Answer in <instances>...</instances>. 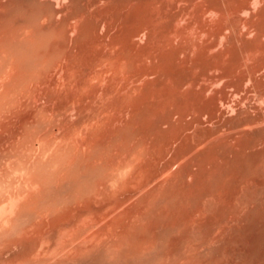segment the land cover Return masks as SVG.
<instances>
[{
    "label": "bare ground",
    "instance_id": "bare-ground-1",
    "mask_svg": "<svg viewBox=\"0 0 264 264\" xmlns=\"http://www.w3.org/2000/svg\"><path fill=\"white\" fill-rule=\"evenodd\" d=\"M246 15L247 18L250 17V21L245 17L249 22L244 18ZM209 19L213 20L214 24L212 20L211 22L209 21L213 25L207 23ZM182 21L188 22L183 29L180 26V22L182 23ZM178 26H180L181 29ZM194 27H197V32L207 37V41L205 42L204 40L205 44L201 45L200 43L203 41H197L196 37L195 42H199L200 46L199 44L197 48L195 46L197 50L192 54V50L195 48L191 47V45L194 44H191L190 38L191 40L194 38L190 37V32L195 29ZM202 35L200 37H202ZM202 39L200 38V40ZM145 59H149L154 66H147L146 64L148 63H146L147 61ZM143 60H145L144 63H146L145 65L147 68L138 66L141 68L139 69L137 65H140V63L142 64ZM99 67H104L103 69L106 71L109 67V70L111 69L109 74L113 71L118 73L120 70L119 68H121V71L122 68H125L127 71L131 72L137 84L131 79V75L128 74V76L123 74L125 77L124 80L128 77L127 80L134 81V84H132L131 81L132 85L129 84L130 82L128 81L129 83L127 85L126 82L123 81L122 76H120L124 72L120 71L118 76L122 80H119L118 76L113 73L117 78H113L114 81L112 79L115 88L111 87L113 86L110 83L111 81L107 80L108 83L105 81V77H107L108 73L103 70L102 72H106L103 74L100 69H98ZM54 73L59 74V76L65 80H63L64 83L67 81L65 85L69 83L73 87L67 86L68 88L65 89L66 86L63 84L62 79L60 80L62 83L56 79V82L54 79L51 80V78L57 76L56 74L54 75ZM109 74L108 77L110 76ZM101 76H103L102 79ZM111 76L114 77L113 75ZM98 78L104 80L107 86L111 85L109 86L111 88L107 87V91H105V87L104 91L106 92V96L104 95V97L100 96L99 92L103 91L101 90V84H105V82L99 80L103 82H100L101 84L99 87L97 85V82H99L97 81ZM93 79H95L96 82ZM92 80L94 82H92ZM115 80L123 81V84H126L128 88H131L129 85L133 86V90H131L132 88L130 89L132 92L127 88H123L124 85L120 83L122 88L120 86L117 88L119 84L116 85ZM50 81H54L55 85L56 83H58V85L63 84L65 90L62 89V91H65L64 93L66 96L64 93H61V95L58 92V87V89H53L51 88L52 86H49L50 89H53L49 90L48 84ZM0 82L2 83H0L2 87L5 85L4 92L0 91L2 92L0 93V111L6 112L7 110V112H12V119H10L11 123L7 121V124L4 120L5 124L2 120V123H0L1 125L4 124L2 127L0 126V128H2L0 131L2 133H0L1 137L5 134L2 139L5 137L7 138L6 133L8 136H12L11 139H8L9 141L5 142L8 144L7 146L3 144L4 142L0 144V159L2 160L0 164L4 161L8 166L10 159H12L11 162L14 164V168L17 169L18 172L21 170L23 176V180H20V183L18 182L21 178L20 176L16 181L19 183H17L18 186L15 184L17 187L14 185L16 189L11 192L8 191L9 195L7 196L9 197L6 198L8 199L7 201L3 196V199L8 202V205L5 204L7 205L5 207V205L2 204L3 206L1 205L0 207V211L3 210V213L0 212V264H7L5 261L10 259V256L8 259H4L5 256H3L4 254L2 253V246L5 244L4 241L9 238L12 240V243L10 242L12 244L11 247L14 246L15 249L16 247H25L23 250L24 253L21 252L24 254L23 256L18 252L23 258L20 259L18 257L20 260H18L19 262L17 261L18 264H153L156 260L163 259L167 249L168 253L173 251H171V248L176 246V243L178 244L180 242L179 240L182 238L180 237L182 234L187 235L185 239H187L188 236V240L190 237L193 238V241L190 240L191 242H188L192 243L190 244V246H193L191 250L197 249L198 240L195 245L193 244L196 240L193 232L196 231L192 229L193 232H191V229L188 228L190 224H192L193 228V223L187 221V219L192 221L191 217L188 218L190 215L188 216L187 214L191 213V216L193 215L192 218H194V214H196L195 211H197L195 209L199 208V204L201 205V203L204 202L206 205V202H208V204L210 203L213 205L215 203L214 201L217 199L220 200V202L223 201L221 202L223 203V209L219 207L218 212H220V214L216 212L219 214L218 219L215 220L217 218L215 214L216 218L213 217L215 221L213 223L211 219V225L215 224V227L218 226L221 229L218 230L219 232L223 230L226 235H222L224 237L226 236V239L224 237L222 238L221 235V238L216 237V239H218L215 243L213 236L216 234L211 236L212 233L210 228L213 227L211 226L209 228L210 222L208 221L210 220L207 222L205 220L204 222L206 224L201 222V225H203V227L205 225L210 229L208 230L210 233H203H206L205 238L210 240L208 242L214 243L213 245L217 244L218 240L225 239V241L218 242L219 245L224 242V244H221L223 245V251L221 249V253L217 245H215L216 248H213L211 244L207 254L210 253L212 260H206L208 257H205L202 250L204 248L207 249L205 242L207 239L197 238L199 241L201 240L199 245H202V247L199 246V256L197 253L199 249L197 251L194 250L196 253L193 251V254H197L198 257H201L202 251L204 258H206L204 262L202 261L204 264H208L207 261H220V258L222 256L224 257L225 254H227V258L224 259H228L227 261L229 262H227V264H264V231H262L263 233L258 231L259 234L253 231L255 236H252L253 234H248L252 237H246L245 232H247V229L245 231L244 229L246 226V228L250 229L248 225L251 223L244 227V224L247 223H242L241 219L243 218L244 221H242L245 222V219L249 217L244 219L245 216H241V218L237 216V214L240 215L242 213V211L239 212L240 214L238 213L239 208H242L238 205L239 203L247 207L254 206L255 208L264 206V0H0ZM90 83L91 85L96 83L95 87L97 88H93V86L92 90ZM50 85H52V82ZM135 85L138 86L136 87ZM88 86H90V88H88L90 91L86 90ZM63 87L62 85L60 86V88ZM69 87L71 89H76L78 92L73 91L70 93L71 89H69ZM37 89H40L42 93L44 91L43 98L45 95H49L48 98L45 97L46 99L44 100H47V102L49 100L51 103L50 106L47 104H44L47 107L43 104L42 106H36L42 103L40 100V102L38 101L37 97L41 94L39 93L40 91H38L39 95L37 94ZM47 90H49V93ZM83 90H85L86 93H84L85 91L82 92ZM35 91L39 103L34 101L33 98L32 102L36 107H32V104H29V100L26 102L22 99L24 98L25 100L30 94L33 95ZM66 91L69 94H67ZM124 91L127 92L124 93ZM96 92L99 93L98 95L101 97V101H106V105H108V99L113 101L110 102L109 105V109L112 108L113 111H111L112 115L120 114L118 112L113 114L118 110L125 116L130 112V116L133 117H131V120L128 115V121L127 118L124 119L125 116H121L120 114V117H123V120L120 119L121 122H125V124L123 123L125 126L126 124L131 125L127 127L128 129L125 132L121 133L119 143L126 146L127 144L131 145H128L129 148L121 146L119 150L123 153V157H120L122 156L120 152V156L116 154L112 156L117 150V147L119 148L118 142L114 137L118 133L120 134L122 129L124 130L126 128L124 125V127H122V124H119L120 120L116 118L119 122L118 125L122 128L117 127L118 125H114V130L116 128L118 129V133L115 131V135V133L112 132L114 130L108 125H113L114 123L112 122L116 121L114 119L117 116L110 121L109 119L113 117L106 116L108 113L105 111V114L101 112L102 107H104L102 110H107L106 108L108 107H105V103L102 104L104 101H102V103L97 101L102 104L100 110L96 109L102 116L99 115L100 120L102 118V122L103 120L104 122L106 121V124L104 122H101V124L109 128L110 136L113 134L115 135L112 138H114L117 144L115 142L113 143L118 145L115 147L113 144L115 151L113 152L112 149L111 157L118 156L123 160L125 158L124 155L126 154L125 156H127L124 162L120 159L118 160V157L115 159L113 158L115 162L120 164L115 169L119 171L126 170L125 173H127L128 169H131V171L133 170V173L134 171L135 173L137 172L138 175H141L137 177L141 178L143 176V178H141L143 185L145 184L144 182L147 181L146 183L148 184V182L151 181L154 193L149 190L151 189L150 186L148 190L153 193L152 196L157 195L155 198L149 199L151 194H149L150 192L148 191L149 197H147L149 200L147 201L146 196H143L145 195L144 192H142V195L138 190L139 194H141L143 198L145 197L147 204L145 201L144 204H146V208L148 207L146 209L144 205H141L143 206L141 208L139 202L142 200L141 204H143L144 199H142V196L133 188L140 186L138 189H141L143 185L140 183H138L139 185L137 184V182H141V179L136 178L135 173L133 176H130L131 172L128 173V177H133V179H131L132 181L128 180V178L126 179V177L125 179L126 181L128 180V184L133 182L136 184V187L134 186L135 184L130 185L131 189H133L130 194H133V196L126 193L129 191L128 189H130V187H128V184L125 185V181H123L122 184L124 187L127 186L128 188H124L122 185L121 187H123V189L121 191V187H118V183H115V187L117 186L115 189L120 190L118 193H122V195L124 193L123 190L125 191L126 189L124 193L126 201L129 200L128 196L135 197L133 191L137 192L140 197L137 196L138 199L134 198L137 200L134 205L136 206L139 203L137 208L139 209L140 207L142 210L145 209L143 211L149 213L151 212L149 207L153 205L152 203L156 201L155 199H157L155 203L157 206H155L156 209L161 207L160 203H163L161 200L164 199L161 195H164V206L162 205V209L160 208L158 211H166V213H164L166 217H164L162 212L161 215L165 218L164 221L166 220L165 224L168 223L167 225H165L164 222L162 223L163 217L160 214L158 215V211L154 210L152 207V215L153 213L157 214L154 215L155 217L157 216V220L154 218L156 221L153 220L152 215L150 217L146 216L145 213L141 214L143 212L140 209V214L134 211V209L137 211L138 209L131 204L130 206H134V208L129 206V209H132V212L128 210L131 212V215H129V212H126L128 216H132L133 213V217H129L131 221H127L128 219L126 217L128 216H126V214H124L125 217L124 215L122 216V212L124 213L125 211L124 209H120L122 211L120 213L121 216L127 220H121L122 217L120 216L121 219L118 217L119 220L117 221V215L119 216L120 214L118 213L115 215L112 211L114 209L116 210L118 207L115 208L119 203L117 204L116 201L113 203V200L117 199L116 196H118V193L117 191H115V193L112 191L114 195H116V198H114L113 193L110 191L112 186L110 185L111 188L107 186L108 189L110 188L109 192L104 184L107 182L98 179L102 182V187H105L101 189L102 192L105 189L107 192L111 193V195L108 194V196H106L105 190V195H101V183H99L100 185H97L99 186L97 187V191L100 193L96 191L97 194L94 198L99 196V200L101 198L102 201V197H109V203L115 204L113 210H110L112 216L109 219L114 218L113 220L115 221L110 220V227L108 226L109 223L107 224L109 227L108 229L106 228L107 226H103L107 231L102 229L104 232H100L101 230H97L99 226L97 225V227L95 225L96 223L98 224V220L101 219V216L96 220L95 216L97 215L95 214L94 216V214H92L95 209H92L93 212L91 214L95 218L92 216L93 219L90 221H94L95 219V225H93L94 223L92 225L97 228H91V222L89 221L88 223L90 225L88 227L87 225L85 227L83 223L80 224V227L79 224L77 226L76 223L79 222L78 219L82 220L85 216L87 217L86 219H90L91 217L89 214V212H91V207H89L88 210H83L85 205L87 208L89 205L96 207L97 204L98 206V203L93 205L94 202L92 200L94 199H88L85 195L88 196L87 194L93 190L92 188L96 177L103 171L101 168H104L105 165L103 167H101L102 164H99V167L96 165H98L100 161H104L107 151L105 152L106 145L102 144V140L98 138L101 136L100 133H102V130L99 129L101 131H99L100 133L96 131L100 134H95L97 138L91 133L95 130L88 132L89 136L88 134L86 135V129L88 127V123L86 124L85 122L86 119H82L83 123L87 125L86 129L84 126L82 132L85 131L86 133H82L81 130H79L80 133L78 131V134L81 135L82 133L80 137L85 136L83 137V143L86 139H89V143L91 144L92 142V148L87 140L85 143H87L88 146L86 144V147H83L80 144L84 152L85 148L86 150L88 149V151L91 150L89 153L86 151L83 155L75 153L74 151L77 148L74 150L72 147L73 144L71 145L70 143V137L75 141L77 136H79L76 134L77 126L76 128L73 126L75 129L73 130L72 128V131H70L66 129L69 127H67L68 124L65 125L66 128H62L61 125L68 122L69 116L67 113L70 110H74L75 112L76 110L83 111V109H85L86 115H88V113L91 115L89 118L90 120L96 117L95 115L98 114L97 112L91 113L87 111L88 107L93 108V106L90 107L89 105H85L86 103H82L84 100L88 101L92 99L95 94V96H97ZM102 93L104 94V92ZM77 95L79 97H76ZM60 96L64 99H59ZM33 97H35V95H33ZM40 97H42V95ZM43 98H41V100ZM115 98L117 100H115ZM34 102L37 104H34ZM96 105L99 104L96 103ZM96 108H98V106ZM108 111L111 115L110 110ZM64 112H66L65 114H67L68 120L66 119V121V117H62L66 123L62 119V121H60L61 124L56 122L60 127L58 125V134L55 132L53 133L52 129H54L56 125H49L53 115L50 120H48V115L53 113L60 117V114L61 116L65 115ZM94 113L95 115L92 116ZM2 115L0 117H2ZM70 115H72V113H70ZM84 115L85 114H83V116ZM103 115L107 117L105 119L109 121L103 119ZM175 116L177 121L180 120V122L183 121V123L180 124L176 122L174 120ZM59 117L57 116L58 119ZM87 117H89V115ZM97 118H93L91 121L89 120V126L92 124L94 125L95 119L97 122L96 125L100 124L98 123L99 118ZM79 120L81 121L80 118ZM130 120L132 122H130ZM92 121L94 123H92ZM62 122L64 123L62 124ZM108 122H110V124ZM81 123H79L80 126L84 125ZM175 123L180 125H175ZM9 124L12 125L10 126L12 131L10 128L8 129ZM75 124L77 125L78 123L76 122ZM49 126L52 128L50 129ZM70 127H72V125ZM78 128L81 129V127ZM90 128L91 127H89V129ZM62 129L67 131H63L64 133H62ZM192 129L193 132L190 131ZM73 132H75L76 135ZM90 134L93 136H91V139ZM80 137L78 138L82 140ZM112 138H110L111 142L113 141ZM0 141H2L1 138ZM76 142L79 149L80 142L78 140L73 143L76 144ZM111 142H109L107 146ZM79 150H77V152ZM167 154H171L170 159L168 156L169 160H165L166 163L165 161L162 162L165 158L167 159ZM4 158H9V162L7 161L6 163L7 159L5 160ZM106 160L105 162L108 165L106 168L109 170L110 162L107 160L108 163ZM118 161L121 163L123 162V164L121 165ZM159 161H161L162 164L165 163L164 167L163 165L162 167L165 169L164 172H167L169 175L167 173L165 175L160 173L164 172L163 169H161L162 167L158 168V164H160ZM153 162L157 163L156 165L158 167H156V170L153 167ZM12 163L10 164L13 166ZM117 163L111 162L110 166H112V170L114 168L113 166L117 165ZM11 165L8 167H11ZM0 167L4 169V166ZM157 169H160V172H158ZM14 170L12 174H14ZM3 172L4 170H2L0 176ZM109 172H107L106 175ZM113 173L114 172H112V174ZM116 173L117 172H115V174ZM19 174L21 173L19 172ZM162 175H167L168 177L163 176L162 178ZM12 176L9 178L10 180ZM1 177L3 179L5 178L4 176ZM15 177L17 178V176ZM108 177L107 179H109ZM114 178L111 180H114ZM119 178H117V182H121L120 180L122 179ZM135 178L138 180L137 182ZM1 180L2 179H0V181ZM99 181H97V183ZM1 182L0 197L5 195V187H9L5 185V187H3ZM2 183L5 184V182ZM10 184L12 185V183ZM145 185L144 187L148 186ZM10 188L12 187L10 186ZM112 189L115 190L114 188ZM144 190L145 188H143V191ZM156 190H159V192L155 193ZM6 192L7 191H5V193ZM91 194L94 195V192ZM158 194L159 199L162 198L159 200L160 203L157 198ZM87 199L90 202L92 201L93 204L91 205ZM106 199L108 200V198ZM122 199L120 201L118 200V202L123 201ZM84 200H86L89 205L85 203ZM105 200H103V202H105ZM131 200L130 198V201ZM133 200L130 203H132ZM218 200L216 201V204L218 203L217 205H219ZM82 201L84 202V204L82 203L84 206L81 204ZM103 202H99L100 204L96 209H101L104 204ZM226 202L228 204H226ZM109 203L108 205H110ZM120 204L123 203L121 202ZM191 204H195L197 207L194 209ZM79 205L82 207V211L80 210L79 213H77ZM184 205H187V207ZM104 206L107 207V205H103V210L105 208ZM127 206L128 205L125 204V208ZM167 206L173 208V210L169 207L167 208ZM188 206L192 208V210L194 209L193 213L190 212L191 209L188 208ZM237 206L239 207L238 209ZM119 207H121V205ZM164 207L167 210L164 209ZM185 207L188 213L184 210ZM261 207H259V211L256 209V214L264 209V207ZM108 208L112 209V206ZM209 208H211L210 210L212 213L214 207ZM105 209V212H109V209ZM127 209L128 208H126V210ZM74 210H77L75 213L82 216V218H74L77 222L73 220L75 221L73 223L70 219L74 215H71L72 217H69L70 219L65 220L67 215L73 213L72 211ZM98 210L99 209H97V211ZM174 210L176 212L182 211V214L185 212L187 213L183 215L186 219L184 223L188 222V225L186 223L185 227L189 229L192 234L184 228V224H182V219L184 218H182L181 212L182 222L179 221L180 217H177L178 221L176 220L177 218L174 220L173 217L177 216H174ZM201 210L202 209L199 211ZM100 211L102 213V210ZM172 211L174 214L170 213ZM213 211L215 212V209H213ZM105 212L104 214H106V217L111 215ZM167 212H169L171 216L173 214V217H170L169 214L168 218ZM101 213L99 212L100 215L103 214ZM204 213L206 216V211ZM87 214H89L90 217ZM256 214L253 213L251 217H256ZM103 215L102 218L105 217ZM200 215H202V213ZM158 216L162 218L159 220ZM147 217L149 221L150 218H152L151 221L153 220L154 222L151 223L150 221V223H148ZM171 218L173 220L172 223ZM198 218L199 217H197L196 220ZM252 218H250L248 222L251 221ZM105 219L106 218H103V220ZM132 219L137 222H133ZM167 219L170 221L167 222ZM236 219L240 220L237 221ZM85 220H82V222ZM194 220L195 219H193V221ZM108 221V219L107 221H101V224ZM238 222H241L244 227H242L243 229L240 227L237 228V226L240 225ZM84 223L88 224L86 221ZM74 224L78 227V231L74 228L75 226L73 227ZM235 224L237 225L235 226ZM181 225H183V228ZM256 225L254 224V226L259 227L257 223ZM263 225L259 228L262 229ZM179 227L182 228V234L179 236L180 238L178 237L179 240L177 238L172 239L171 243L168 241L170 244L165 245L164 243H167L166 238H174L175 232L181 233V231L178 230L180 229ZM203 227L200 226V228ZM73 228L76 229L74 232H77L73 233ZM80 228H85L86 231L84 229L82 232L81 230L83 229ZM87 228L89 229L87 230ZM99 228L101 229L102 226ZM175 228L177 231L173 230L175 232H172V229ZM197 228L200 229L198 225ZM197 228L196 230L202 233V230L199 231ZM90 229H95L97 232H94L98 233L99 231V233L95 235L94 232L92 233L93 230L90 231ZM158 229L160 234L158 233L159 231H157ZM206 229L203 230L207 231ZM216 229L218 228L216 227ZM213 230L215 231V228H213ZM89 231L91 233L87 235L86 233ZM155 231L156 235L157 233L159 235L152 237ZM65 234H70L71 239L64 238ZM171 234H173V236ZM188 234H191V236ZM196 235L197 234H195V236ZM199 235L197 236L201 237ZM66 236L69 237V235ZM10 240H6V244H10L8 243ZM173 240L175 241L173 242ZM177 240L179 242H177ZM202 240L206 246H204V248V244H201ZM186 242L187 241H183V243H180L181 245L179 247L181 248L184 246ZM208 242L207 244H210ZM172 243L173 245L170 247ZM5 245L3 248L6 250ZM190 246L188 244V246L185 245L184 248L188 247L189 250L187 251L191 252ZM195 246L196 248H194ZM164 247L165 249L167 247V249L165 250ZM178 248L175 247L174 249L179 251L180 248ZM15 249L13 251L17 254ZM181 250L183 251V248H181ZM181 250L179 251L180 254L182 253ZM10 251L3 252L9 254ZM16 251L18 250L16 249ZM19 251L21 250L19 249ZM176 252L177 251H175V254ZM179 252H177L178 255L173 253V256H176L175 258L172 256L169 259V256L166 255V259L168 257L167 260L175 264L178 262L177 260H180ZM183 252H186V250ZM172 253L170 254L172 255ZM186 253H182L183 255H181L185 259H188V264L198 261L199 258L196 256V260L192 252L191 254L189 253L192 258L190 256L188 258L185 255ZM184 258L182 259L183 261L185 260ZM202 258L203 257L200 259ZM14 259L11 261L13 264L17 263L13 262L15 261ZM166 259H163V262ZM182 260L176 264H180ZM183 261L182 264H185V261L184 263ZM199 261L200 264H203L201 260ZM158 262L160 261L158 260L156 263ZM220 263H224L223 258L222 261L218 262V264ZM8 264L11 263L9 262Z\"/></svg>",
    "mask_w": 264,
    "mask_h": 264
},
{
    "label": "rangeland",
    "instance_id": "rangeland-1",
    "mask_svg": "<svg viewBox=\"0 0 264 264\" xmlns=\"http://www.w3.org/2000/svg\"><path fill=\"white\" fill-rule=\"evenodd\" d=\"M245 17L247 18V15L244 16V18H245ZM246 18H245V20H247V19L249 20L250 17L247 18V19H246ZM211 20H212V19H209L208 22H207L209 25H213V24H214L213 20H212L213 24L210 23ZM248 20H247V21H248ZM209 21H210V22H209ZM249 21H250V20H249ZM249 21H248V22H249ZM182 24H183V26H182ZM187 24H188L187 21H182V23L180 22V26L182 27V29L185 28ZM180 26H178V27L180 28ZM210 27H211V26H210ZM194 28H195V27H194ZM196 28H197V27H196ZM196 28L193 29L194 32H193V30H191V32H190V37L194 38V39H192V40H191V38H190V42H191V44H194V45H191L190 42H189V44H190L191 47H193V48H195V46H196V48H197L199 42H202V41H203L202 43H200L201 45H203V44H205V42L207 41V40H206L207 37L204 36V35H202V34H200L199 32H197V29H196ZM212 28H213V26H212ZM180 29H181V28H180ZM244 29H245V28H244ZM192 32H193V34H192ZM196 32H197V33H196ZM194 33H195V34H194ZM197 34H198L199 36H198ZM194 35H195V37H194ZM196 35H197V36H196ZM201 35H202V37H200ZM196 37H197V38H196ZM199 37H200L201 39H202V38H205V39L200 40ZM195 38L197 39V41L199 40V42H197V41L195 42V40H196ZM204 40H205V42H204ZM200 44H199V46H200ZM186 45H187V44H186ZM193 48H192V49H193ZM196 48L192 50V51H193L192 54L194 53V51L197 50ZM145 60L147 61L146 63H148V64L144 63ZM145 60H143V62H142L143 65L140 63V65H137V67L140 66L141 68H142V67L147 68L148 65H150L151 67L154 66V64H153L151 61H149V59H145ZM150 62H151V63H150ZM149 63H150V64H149ZM145 64H146L147 66H146ZM140 67H138V68L141 69ZM151 67H149V68H151ZM103 68H104V67H102V68L99 67L98 69H100V71L102 72L103 70H105V69H103ZM105 68H106V67H105ZM138 68H137V69H138ZM101 69H102V70H101ZM119 69H120V70H119V72H120V71H121V68H119ZM108 70H109V67H108ZM108 70H107V71L105 70V71L109 74V72L111 71V69H110L109 71H108ZM117 70H118V69H117ZM100 71H99V72H100ZM105 71H104V72H105ZM99 72H98V73H99ZM104 72H102V73L104 74ZM106 72H105V73H106ZM119 72H118V73H119ZM121 72H124V73H122L121 75L119 74L120 76H122L123 81H125L127 85H128L129 82H130L129 84H131V81H132V80H127L128 77H126V80H124L125 77H124V75H123V74H125V75H128V74L131 75V72L127 71L125 68H122V71H121ZM113 73H115V74L118 76V73H117L116 71H115V72L113 71L112 73H110V74H109V75H110L109 77H108V74H107V77H105V75H104V77L106 78L105 81H107V80L109 81V80H110V81H111V82H110L111 85L114 84V82H113L114 79H113V78L116 77V75L113 74ZM55 74H56L57 76L54 77V78H51V80H52V79H54V80L56 79V80H59V82H61L60 80L62 79V77H60L59 74H57V73H54V75H55ZM103 74H102V75H103ZM100 75H101V74H100ZM111 75H113L114 77H112ZM129 75H128V76H129ZM58 76H59V77H58ZM57 77H58V78H57ZM102 78H103V76H101V79H102ZM110 78H111V79H110ZM116 78H117V77H116ZM95 79H96V78H95ZM95 79H93V80H95ZM101 79L98 78L97 81H99V80H101ZM112 79H113V81H112ZM118 79H119V80H122L119 76H118ZM129 79H130V78H129ZM131 79L134 80V78L132 77V75H131ZM56 80H55V82H56ZM63 80H64V79H62V81H63ZM93 80H92V82H94ZM119 80H118V81H119ZM64 81H65V80H64ZM64 81H63V84L65 85V83H66L67 81H66L65 83H64ZM101 81L105 82L104 80H101ZM101 81L97 82V85H98L99 87H100V84L103 83V82H101ZM108 81H107V83H108ZM115 81H116V80H115ZM118 81L115 82L116 85L119 84V83L122 84V85H124V84H123V83H124L123 81H119V82H118ZM128 81H129V82H128ZM134 81H135V80H134ZM134 81H132V84H134V83H133ZM51 82H52V85H50ZM55 82H54V81H50V83L48 84V89H49V90H53V89H58V88H59V89H58V92H59L60 94H61V93L63 94V93L65 92V91H62V89L65 90L66 88H68L67 86H72L71 84L67 83L68 85L66 84V85H65L66 87L64 86V87H65V89H64L63 84L58 85V83H56V85H58V86H56V85L54 84ZM57 82H58V81H57ZM95 82H96V80H95ZM100 82H101V83H100ZM112 82H113V83H112ZM0 83H1V82H0ZM61 83H62V82H61ZM107 83L105 82V84H101V86H102V87H101V90H103L102 92H104V94H103L101 91H100V92L98 91V92L100 93V94H99L98 92H96L98 97L95 96V95H96V94H95V95L92 97V99H90V100H88V101H87V100H86V101L84 100V101L82 102V103H86L85 105H87V106H88V105H89L90 107L93 106V108H94L95 110H94L93 108H89V107H88V108H87V111H88V112L90 111L91 113H93V112H97V113H98V114H97L98 116L95 115V113H94L92 116H94V115L96 116V117H93V118H97V117H98V118H99V119L97 118L98 121H99L98 123H100V124H101V122H102V118H101V120H100V116H101V115H100V112L97 111L96 109H99V110H100L101 105L104 104V103L106 102V101L102 100V101H104V102L102 103V101H101V97H100V96H103V97H104V95H105V93H106L105 91H107V87H108V88H111V87H114V86H115V85H113V86L109 85V86H111V87H109V86L106 85ZM1 84H2V83H1ZM1 84H0V85H1ZM53 84H54V86H53ZM93 84H94V85H93ZM93 84L91 85V83H90L91 89H92L93 86H94L93 88H97V87H95L96 83H93ZM120 84L117 86V88L120 86ZM126 84H125V85H126ZM132 84H131V85H132ZM135 84H137L136 81H135ZM61 85H62L63 88H60ZM104 85H105V86H104ZM122 85L120 86L121 88H122ZM125 85H124L123 88H127V89H129V90L133 87V86L129 85V87H131V88H128V86L126 85V87H125ZM138 85H139V84H138ZM138 85H137V86H138ZM49 86H52L51 88H53V89H50ZM90 86H88V87L86 88V90H88V88H90ZM135 86H136V85H135ZM137 86H136V87H137ZM1 87H2V85L0 86V91L4 92L5 85H3V87H2L3 89H2ZM57 87H58V88H57ZM72 87H73V86H72ZM105 87H106V90H105ZM102 88H104V89H102ZM114 88H115V87H114ZM133 88H134V87H133ZM133 88H132L131 90H133ZM1 89H2V90H1ZM60 89H61V91H60ZM69 89H71V88L69 87ZM98 89H99V88H98ZM49 90H47L48 93H49ZM92 90H93V89H92ZM99 90H100V89H99ZM104 90H105V91H104ZM118 90H119V89H118ZM131 90H130V91H131ZM36 91H37V94H38V95H39V93L42 95V97H40L41 95L39 96L40 98L37 97V98H38V101L40 100L42 103H39L40 101H39V102L37 101L36 94H35ZM36 91L34 92V94L32 93L33 95H35V97H33V95L30 94L25 100H24V98H23L22 100H23V101H26V102H28V100H29V101H30L29 104H30V105L32 104V107L42 106V104H43V105H44V104H47L48 106H50V105H51L50 101L48 100V102H47V100H46V101L44 100V99H46L45 97L48 98L49 95H45L44 98H43L44 91H43V93H42V91H41L40 89H37ZM38 91H40V92L38 93ZM56 91H57V90H56ZM69 91H70V90H69ZM69 91H68V92H69ZM73 91H74V92H78L76 89L72 88L71 91H70V93H72ZM84 91H85V90H83L82 92H84ZM88 91H90V89H89ZM2 92H0V93H2ZM125 92H127V91H124V93H125ZM131 92H132V91H131ZM66 93H67V91H66ZM84 93H86V91H85ZM87 93H88V92H87ZM46 94H47V93H46ZM62 94H61V95H62ZM67 94H69V93H67ZM98 94H99L100 96H99ZM101 94H102V95H101ZM38 95H37V96H38ZM64 95L66 96L65 93H64ZM64 95H63V96H64ZM78 95H79V94H78ZM78 95H77L76 97H79ZM31 96H32V98H31ZM105 96H106V95H105ZM95 97H96V98H95ZM99 97H100V98H99ZM103 97H102V98H103ZM11 98H12V96H11ZM33 98H34V101H36L37 103H39L38 105H36V106L33 105V102H32V99H33ZM41 98H43V99L41 100ZM49 98H50V97H49ZM106 98H107V97H106ZM106 98H105V99H106ZM59 99H64V98H63L62 96H60ZM97 99H98V100H97ZM99 99H100V100H99ZM103 99H104V98H103ZM107 99H108V98H107ZM113 99H114V98H113ZM113 99H112V100H113ZM43 100H44V101H43ZM92 100H93V101H92ZM115 100H117V99L115 98ZM115 100H114V101H115ZM97 101H99V102L102 103V104L98 103ZM36 102H34V104H37ZM43 102H44V103H43ZM77 102H78V101H77ZM89 102H90V103H89ZM107 102H108V105H106L107 103L104 104L105 107H108V108H106L107 110H105V109L102 110V109L104 108V107H102V108H101V112H103L104 114H105V112H107L108 115L106 114V116H111V117H113V118L109 119L110 121H112V119H114L115 116H117V117H115L114 120H116V118H118L117 120H120V119L123 120V117L121 118V117H120V114H121V116H125V115H122L123 113H121V111L116 110V112L113 113V114H116L117 112L120 113V114L112 115V112H113V111H112V108L109 109V105H110V102H113V101H111V100L108 99ZM92 103H93V104H92ZM94 103H95V104H94ZM96 103L99 104L100 107H99V105H96ZM40 104H41V105H40ZM95 105H96V106H95ZM44 106H46V105H44ZM94 106H95V107H94ZM97 106H98V108H96ZM46 107H47V106H46ZM88 109H89V110H88ZM92 109H93V110H92ZM108 110H110V112L112 111V112H111V115L109 114V111H108ZM113 110H114V109H113ZM71 111H72V112H71ZM80 111H81V113H80ZM80 111L76 110V111L74 112V110H70V111L67 113L68 116H69V117H68L69 120H68V118H67V116H66L67 114H65L66 112H64L65 115H62V116H61V114H60V117H59V115L56 114V115L59 117V119H58L57 116H56L55 114H53V113H51V115H48V118H49L48 120H50V119H51V116L53 115V116H52V119L50 120L51 122H50L49 125H51V126H52V124H55V125H56V127L53 125V126L55 127L54 129H52L53 133L55 132L56 134H58V133H57V132H58L57 130H58L59 127H60V125H59V124H61L60 121L63 120L62 117H63V118L66 117L65 120H66V119L68 120L67 123H66L67 120H66V121L63 120L66 124H63L64 122H62V124H63V125H61L62 128L65 127V125L68 124L67 127H68V126H69V127H68V128L65 127V128H66L67 130L72 131V128H73V130H74V129L76 128V126H77V130H76L77 132H76V134H78V131H79V130H81V132H82V131H83L82 129H84V126H85V129H86V126H87V125H85V124L83 123V121H82L83 118H84V120L86 119L85 122H86V124L88 123V127H87V129H86V132H87V133H86L85 131L82 132V133H86V135L88 134V136H89V133H88V132H90V131H92V130H95V131H92L91 133H92L93 136H95V137L97 138L96 135L99 134V133L101 132L100 130H102V133H100L102 137L99 136V135H100V134H99V135H98V136H99L98 138H100V139L102 140V142H101L102 144L106 145V150H105V152H106V151H107V152H106V155H105L104 161H103V160H102V162L100 161L101 163L98 161V162H99V163L97 162L98 165H96V164H95V165L98 166V167H99V164H100V165L102 164L101 167H103V166L105 165V166H104L105 169L100 167L101 170H103V171H102V172L96 177V179H97V181H99L98 179H100V181H103V182L106 181V182L108 183V185H107V183H104V184L106 185V189H107L108 191H109V189L111 188L110 185H111L112 188H114V189L117 187V186L115 187V183H116V184L118 183V184H117L118 187H121V186L123 185V184H122L123 181H125V182H126L125 185H127V184H128L127 181L133 179V177H132V178H129V177H128V176H129L128 173L131 172V173H130V176H133V174L135 173V171H134V173H133V170L131 171V169H128V170H127V173H125L126 170H123V171L120 170V171H119L118 169H115V168H117V166L120 165V164H118L117 162H115L114 159H115L116 157L120 156L121 151H120L119 149L121 148V146H122V147H125V146H126V145H123V144L121 145V143H119V139H120L119 137H120L121 133L125 132V131L128 129L127 127H129L131 124H130V125L126 124V126H125V125H124L125 122H123V123H124V124H123V123L121 122V120H120V123L116 120L115 122L113 121L112 123H114V124L110 126V125H108V123L110 124V122H108L107 125H108L109 127H111V129H113V130H114V125H118V123H119L120 125L122 124L121 126H122V127L125 126V128H126V129H124V130L122 129L121 131L119 130V131H120V134L118 133V131H117L118 129L116 128V129H115L114 131H112V132L115 133V131H116V133H118L119 135H118V134L116 135V133H115L116 136H115L114 134H113V135L111 134L112 136H110V130H109V128H107L106 125H105L106 127H104L103 124H101V126H100V124H97V125H96L97 122L95 121V120H96V119H95V120H94L95 123L92 121V123H94V125H95V126H94V125L92 124V125H93V128H92L91 122H90V125H91V126H89V120H90L89 118H90L91 115L88 113L89 117H87L88 115H86V113H85V109H83V111H82V110H80ZM104 111H105V112H104ZM0 112H2V113H0V116L3 114L2 117H0V121H1V120H2V121L4 120L5 123H7V121H9V123H11L10 119H12V118H11V117H12V112H11V111H8V112H7V110H6V112H3V111H0ZM10 112H11V113H10ZM77 112H78V114H77ZM82 112H83V113H82ZM124 112H126V111H124ZM8 113H9V115H10V114H11V115L9 116ZM70 113H72V115H70ZM79 113H80V115H79ZM103 113H101V114H103ZM49 114H50V113H49ZM62 114H63V113H62ZM73 114H74V115H73ZM83 114H85V115H84L85 117L83 116ZM125 114H127V113H125ZM78 115H79L80 117H79ZM99 115H100V116H99ZM118 115H119V116H118ZM128 115L130 116L131 113L129 112ZM128 115H127V116H128ZM49 116H50V117H49ZM54 116H55L56 118H55ZM74 116H75V117H74ZM127 116H125L124 119H126ZM4 117H5V118H4ZM6 117L9 118V119H7ZM70 117H71V118H70ZM76 117H77V119H76ZM81 117H82V118H81ZM101 117H102V116H101ZM131 117H132V116H130V118H131ZM54 118H55L56 120H57V119H58V120L56 121ZM73 118H74V119H73ZM79 118L81 119L82 123H81V121L79 120ZM91 118H92V117H91ZM93 118H92V119H93ZM105 118H107V117H105V116L103 115V119H105ZM132 118H133V117H132ZM132 118H131V120H132ZM6 119H7V120H6ZM53 119H54L55 121H54ZM61 119H62V120H61ZM70 119H71V120H70ZM72 119H73V120H72ZM92 119H91V120H92ZM127 119H128V118H127ZM52 120H53V121H52ZM75 120H76V121H75ZM87 120H88V121H87ZM91 120H90V121H91ZM105 120H108V119H105ZM109 120H108V121H109ZM131 120H130V122H132ZM174 120H175L176 122H179L180 124L183 123L182 120H181L182 122H180V120L177 121V120H176V116H175V119H174ZM190 120H191V119H190ZM190 120H187V121H190ZM2 121H1L0 123H2ZM4 121H3V123H4ZM70 121H73V122H70ZM74 121H75V122H74ZM79 121H80V122H79ZM124 121L128 122L129 119H128V121H127V120H124ZM53 122H54V123H53ZM56 122L59 123V124H58L59 127H58V125L56 124ZM76 122L78 123L77 125L75 124ZM103 122H104V120H103ZM103 122H102V123H103ZM105 122H106V121H105ZM105 122H104V123H105ZM116 122H117V123H116ZM5 123H4V124H5ZM79 123L84 124V125H81V126H80ZM112 123H111V124H112ZM115 123H116V124H115ZM4 124H2V125H4ZM7 124H8V123H7ZM70 124L72 125V127H70V126H71ZM73 124H75V125H73ZM105 124H106V123H105ZM177 124H178V123H175V125H177ZM180 124H178V125H180ZM2 125L0 124L1 127H2ZM78 125H79V126H78ZM98 125H99V127H98ZM120 125H118L117 127L122 128V127H120ZM123 125H124V126H123ZM5 126H7V125H5ZM8 126H9L8 129L10 128V130H11V127H10V126H12V125L9 124ZM73 126H74L75 128H74ZM96 126H97V129H96ZM102 126H103V127H102ZM78 127H81V129H79ZM89 127H91L92 129H91V128L89 129ZM100 127H102V128H100ZM112 127H113V128H112ZM49 128L51 129L52 127L49 126ZM57 128H58V129H57ZM70 128H71V129H70ZM8 129H7V130H8ZM88 129H89V130H88ZM99 129H100V130H99ZM1 130H2V128H0V131H1ZM67 130L62 129V133H64L63 131L66 132ZM5 131H6V130H5ZM11 131H12V130H11ZM11 131H10V133H11ZM96 131H97V132L100 131V132L97 133ZM190 131L193 132V129L190 130ZM3 132H4V130H3ZM0 133H1V132H0ZM60 133H61V130H60ZM62 133H61V134H62ZM73 133L75 134V132H73ZM73 133H72V134H73ZM79 133H80V131H79ZM82 133H81V135H82ZM1 134H2V133H1ZM1 134H0V138H1L2 141H0V144H1L2 142H4L3 144H6L5 142L9 141L8 139H11V137H12L11 135L8 136L7 133H6L7 138L5 137L4 139H2V137L5 136V134H3L2 137H1ZM8 134H9V131H8ZM72 134H71V136H72ZM74 134H73V136H74ZM76 134H75V135H76ZM95 134H96V135H95ZM59 135H60V134H59ZM78 135H79V136H77V138L81 136L80 134H78ZM83 135H84V134H83ZM92 135L90 134V139L93 137ZM73 136H72V137H73ZM91 136H92V137H91ZM113 136H115L114 138H116V141L118 142V145H119V148L117 147V150H119L117 153H115L117 150L115 151L114 145H115V147L118 146V145H116L117 142L114 141V138H112ZM8 137H10V138H8ZM75 137H76V136H75ZM83 137H85V136L80 137V138H82V140L79 139V138H78V139L76 138L77 140L75 139V141H78V140H79V142H80V143L78 142L79 145L81 144L83 147H86V144H87V143H85V141H86L87 139L85 140V138H84L85 141H84V143H83ZM86 138H87V137H86ZM110 138L113 139L112 142H111V139H110ZM70 139H71V140H70V141H71V142H70L71 145L73 144V145H72L73 149L75 150V149L77 148L75 151L73 150L75 153H80V155H83L86 151H87V153H89V152L91 151L90 149H89L90 151H88V149L86 150V148H85V149H84L85 152H84L83 149H82L83 147H81V145H80V148H79L80 150H79V149H78L79 146L77 145V142H76V144H74L73 142H75V141L72 140L73 138L70 137ZM100 139H98V140H100ZM4 140H5V141H4ZM88 140H89V139H88ZM88 140H87V141H88ZM109 140H110V141H109ZM72 141H73V142H72ZM89 141H90V140H89ZM89 141H88V143H89ZM109 142H111L112 144L110 143V144L107 146V144H108ZM113 142H115L116 144L113 143ZM3 144H2V145H3ZM113 144H114V145H113ZM7 145H8V144H6V146H7ZM76 145H77V147H76ZM84 145H85V146H84ZM89 145H90V147L92 148V142H91V144L89 143ZM128 145H131V144H127V146H126L125 148H127V147L129 148ZM133 145H134V144H133ZM87 146H88V144H87ZM110 147H111V148H110ZM112 147H113V148H112ZM87 148H88V147H87ZM81 149H82V151H81ZM109 149H110V150H109ZM112 149H113V152L115 151V152L112 154V156H114L115 154L118 155V156L113 157L114 159L111 157V153H112L111 151H112ZM77 150H79V151L77 152ZM108 151H110V152H108ZM119 152H120V153H119ZM87 153H86V155H87ZM107 153H108V154H107ZM121 155H122V156H120V157H123V153H121ZM125 155H126V154H125ZM125 155H124V157L127 158V156H125ZM170 155H171V154H169V155L167 154V159L165 158L162 162H164L165 160L168 161V160L170 159ZM84 156H85V155H84ZM168 156H169V159H168ZM108 157H109V158H108ZM10 158H11V157H10ZM106 158H107V160H108L110 163L106 160ZM111 158H112V159H111ZM125 158H124V159H125ZM4 159H5V158H4ZM6 159H7V160H6ZM6 159H5V160H6V163H7V161L9 162V158H6ZM117 159L119 160L120 158L118 157ZM124 159L122 160V158H121L120 160L124 162ZM105 160H106L110 165H111V162H112V161H113L114 163H117V165H114V166H113V167H114L113 170H112V168H111L112 166L109 165L110 168H109V170H107L106 167H107L108 165H107V163L105 162ZM111 160H112V161H111ZM0 161H2V160L0 159ZM11 161H12V159H10V163H12ZM116 161H117V160H116ZM166 161H165V163H166ZM118 162H119V161H118ZM123 162H122V163L119 162V163H121V165H122ZM144 162H145V161H144ZM159 162H160V164H161V166H160V164H158L159 167L156 165L157 163L153 162V164L155 165V166L153 165V167H154L155 170H156V167L160 168V167H162V165H163V167H164V164H165V163L162 164L161 161H159ZM3 163H4V161L1 162L0 166H4V167H3L4 169H2L1 167H0V168H1L2 170H4V172H6V173L3 172L4 174L2 173L1 176H4V177L7 176V175H8V176L5 177L4 179L0 176V179H2L1 181H2V182H5V184H3L1 181H0V182H1V184H2L3 187H5V186H9V187H5V189H6V190L4 189V194H5V195H2V196L0 197V203H1V204H0V207H1L2 204H3V205H5V204L8 205V202H6V201L8 200V199H6V198L9 197V196H7V195H9V194H8V191H10V192H11V191H14V190L16 189V188H14V187L17 185V183H18V182L20 183V182L23 180V179H22V178H23V176H22V171L20 170L19 172H20L21 174H19L18 170L14 168V164H13V163H12L13 166L9 163L8 166L11 165V167H8L5 163H4V164H3ZM103 163H104V164H103ZM145 163H147V162H145ZM145 163H143V164H145ZM5 165H6L7 169H6ZM112 165H113V163H112ZM163 167H162L161 169H163ZM9 168H10V169H9ZM1 169H0V170H1ZM8 169H9V170H8ZM14 169H15L16 171H15ZM2 170L0 171V173L2 172ZM6 170H7V171H6ZM10 170H11V172H10ZM13 170H14V174H12V173H13ZM157 170H158V172H160V171H159L160 169H157ZM106 171H107V172L110 171V172L107 174L109 177L106 175V173H107ZM118 171H119V172H118ZM121 171H122V172H121ZM161 171H162V170H161ZM164 171H165V169H163V172H164ZM8 172H9V173H8ZM15 172H16V173H15ZM17 172H18V173H17ZM112 172H114V173L112 174ZM115 172H117V173L115 174ZM10 173H11V175H10ZM104 173H105V176H104ZM120 173H121V175H120ZM160 173L165 175L167 172H164V173L160 172ZM5 174H6V175H5ZM16 174H18V175H16ZM117 174H118V175H117ZM131 174H132V175H131ZM135 174H136V175H135L136 178H138V179L143 178V176H142L141 178L137 177V176H141L140 174L138 175L137 172H136ZM167 174H168V173H167ZM12 175H13L14 177H13ZM112 175H113V176H112ZM126 175H127V176H126ZM164 175H162L161 177L163 178ZM168 175H169V174H168ZM11 176H12V179L10 180L9 178H10ZM15 176H17V178H16ZM19 176H20L21 178H20ZM100 176H101V177H100ZM135 176H134V177H135ZM107 177H108L109 179H107ZM110 177H111V178H110ZM114 177H115L116 179H115ZM119 177H120V178H119ZM125 177H126V179L128 178L127 181H126ZM164 177H168V176L166 175V176H164ZM7 178H8V180H7ZM19 178H20V179H19ZM101 178H102V180H101ZM103 178H104V179H103ZM113 178H114V180H111V179H113ZM117 178L122 179V180H120L121 182H117ZM136 178H135V179H136ZM18 179H19V180H18ZM96 179H95L94 184H93V188H92L93 190H92L89 194H87L88 196L85 195V197L88 198V199H91V200L94 199V200H92V201L94 202V204H93L92 201L90 202L88 199H87V200L91 203V205H92V204L95 205V203H98V206H99L100 203L103 202V200H105L106 198H108V200L106 199L108 202H107L106 200H105V202H103L105 205H107V207H106V206H104V207L107 208V209H109L108 207H109V206H112V209H109V212H105L104 210H106V209H105V208H104V210L102 209V207H103V205H104V204H103L102 207H101V209H100V208H97V209H99V210L97 211V209H96V207H98L97 204H96V207H95V206H90V205L86 202V200H84L85 203H87L89 206L87 205L88 208L86 207V205L84 206V205H83L84 202L82 201L81 204L83 203L82 205L85 207L83 210H86V209L88 210L89 207H91V209H90L91 212H89V214L91 215V217H90L89 214H87V215L90 217V219L88 218V219H89V220H88V219H86L87 217H86L85 215H83V216H85V218L83 217L82 220H85V219H86V220H85L86 223H88V221L91 222V226H90L91 228H94V227L97 226V225H98L99 227L102 226L101 229L97 226V227H98L97 230H99V231L101 230L100 232H104L103 230L107 231V229L110 227V223H109V222H111L110 220H113V219H114V218H112V219H109V218L112 216L110 210L112 211L113 208H114V205H115V204L109 203V197H106V196H108V194L111 195V193H109L110 191H111V192L113 191L114 193H115V191H117V193H118V191H120V190H116V189L113 190V189L111 188V190H110L109 192H107V191L104 189L105 192H106L105 194H107V195L104 196V197H102V201H101V198H100V200H99V196H97V198H98V200H99V201H98L97 198H94V197H96V194H97V193H96V191H97V187H99V186H97V185H100L99 183H101V185H100V187H101L100 190H101L102 188H105V187H102V186H103L102 182L99 181V182L97 183ZM123 179H124V180H123ZM135 179H134V181H135ZM144 179H145V178H144ZM144 179H143V180H144ZM12 180H13V181H12ZM17 180H18V182H16ZM20 180H21V181H20ZM161 180H162V179H161ZM9 181H11V182H9ZM110 181H111V182H110ZM131 181H132V180H131ZM137 181H138V180L136 179V182H137ZM144 181H146V180H144ZM13 182H15V183H13ZM125 182H124V183H125ZM129 182H130V181H129ZM146 182H147V181H146ZM146 182H144V183L146 184V185H145V184H144V185H145V186L148 185L147 187H144L143 182H142V179H141V182H137V184L140 183V184L143 185V186H141V189H142V190H141V189H138L140 186L136 187V184H135L134 182H133V183L130 182L131 184H128V185H129L128 187H130V189H131V186H130V185H134V184H135L134 186H135L136 188H133V187H132V188L135 189L137 192H138V190L140 191V193L144 192L145 195H143V193H142V195H143V196H146V199H147V201H148V200L151 199V198H155V196H156L157 194L154 195V196H152L153 193H154V192H153L154 189L152 190L153 184H151V181L148 182V184H147ZM159 182H160V181H159ZM10 183H12V185H11ZM19 183H18V184H19ZM95 183H96V185H95ZM109 183H110V184H109ZM6 184H7V185H6ZM8 184H10V185H8ZM15 184H16V185H15ZM112 184L114 185V187H113ZM119 184H120V185H119ZM154 184H155V183H154ZM4 185H5V186H4ZM14 185H15V186H14ZM105 185H104V186H105ZM138 185H139V184H138ZM10 186H11L13 189L10 188ZM17 186H18V185H17ZM17 186H16V187H17ZM95 186H96V188H95ZM107 186L110 187V188L108 189ZM149 186H150V188H151V189H149V190H151L153 193H152L151 191L148 190ZM123 187H124V185H123ZM123 187L120 188L121 191H122ZM125 187L128 188L127 186H125ZM125 187H124V188H125ZM9 188L12 189V190H10ZM143 188H145V190H147V191H145V190L143 191ZM98 189H99V188H98ZM130 189H128V190L130 191ZM133 189H131L130 192L128 191V192H126V193H127V194H128V193H129V194L132 193V190H133ZM104 190H103V192H102V190H101V195H102V194L105 195V194H104ZM5 191H7V192H6L7 194L5 193ZM125 191H126V189H125ZM125 191L123 190L124 193H125ZM148 191H149L150 193H149ZM92 192H94V195H95V196L91 194ZM97 192H99V191H97ZM113 192H112V193H113ZM137 192L133 191V193H135V194H134L135 197H131V196H133V194H132V195L130 194L131 196H128V197H129V198H128L127 195L125 194V196L129 199L128 201H126V198L124 197V193H123V195H122L121 192H120L121 194H119V193L117 194V193H116L118 196L114 195V193H113L114 198L117 197L116 200H115L114 198H113L114 200L112 199V200L114 201L113 203H115V201L117 202V204L119 203L118 205L115 206V208L118 206V207L116 208V210L114 209V210L112 211V213L114 212L113 214H115V215H117L118 213L120 214L119 216L117 215V221L119 220V218L121 219V217H122L124 214H126V212H127V213L129 212L128 210H130V209H129L130 207H133V208H134V206H135L134 204H136L135 202H137L136 199H138L137 196H139V195L142 196L141 194H139V192H138V194H139V195H138ZM156 192H159V190H158V191L156 190L155 193H156ZM99 193H100V192H99ZM146 193H147V195H146ZM148 193L151 194V196H152V197L150 196L149 199H148V197H149V196H148V195H149ZM161 193H162V192H161ZM129 194H128V195H129ZM98 195H99V194H98ZM120 195H121L122 198H124V199H122ZM3 196H4V199H5L6 201L3 199ZM92 196H93V197H92ZM115 196H116V197H115ZM119 196H120V197H119ZM140 196H139V197H140ZM143 196L141 197L142 199H144V200H143V204H141L142 200H141L140 198H139V199L141 200V202H139V203H140V206H141V205H144V208H146V204H147V202H146L145 197L143 198ZM147 196H148V197H147ZM90 197H92V198H90ZM100 197H101V196H100ZM105 197H106V198H105ZM118 197H119V199H118ZM161 197H164V199H165V196H164V195H163V196L161 195ZM86 198H85V199H86ZM120 198L123 200V201H121L123 204H120L121 202H118V200H119V201L121 200ZM130 198H131L132 200H133L134 198H136V199H134L135 201L133 200V202L130 203V202L132 201V200L130 201ZM157 198H158V202H159V200L162 199V198L159 199V194H158V197H157ZM110 199H111V196H110ZM164 199L161 200L163 203H160V202H159V203L161 204V205H160V206H161V207H160L161 209H162V207L164 206V205H163V204H164V201H165ZM95 200H96V202H95ZM112 200H111V201H112ZM155 200L157 201V199H155ZM155 200H153V201H155ZM163 200H164V201H163ZM217 200H218V199H217ZM217 200L214 201V202H215V203H214L215 205L213 204L214 206H213L212 204H210V203L208 204V202H206V205L204 204V202H202L201 205H200V204L198 205V206H199L198 209L196 208L197 206H196L195 204H193V205L191 204V205L193 206V208H194V209L196 208L195 210H197V211H195L196 214H197V216H196V214H194V215L196 216V217L194 216V218H192L193 215L191 216V213H190V212L193 213V210H194V209L192 210V208H190L189 206H188V208H190L191 211H190V209H189V211H190L189 213H190V214H187V213H188V210H186V209H187L186 207H187V205H189V204L184 205V206H186V207H185V209L183 208L185 211H187V213H186V212H185V213L183 212V213H184L185 215L187 214L188 216L190 215L189 217H188V216H187V217H188V218L191 217V219H192V221H190L189 219H187V221H189L190 223H191V222L193 223V228H192V224H190L191 226L189 225V227H188V228L191 229V232H193L192 229H194L196 232H198V231L196 230L197 225H198L199 228H200V226L203 227V225H201V222H202L203 224H206L204 221L206 220V222H207L208 220H210V221H208V222H210L209 228L212 226L213 228H215V231L213 230V228H210V229H211V230H210V229H209L208 227H206L205 225H204L205 228L203 227V228H200V229L197 228V229H198L199 231L202 230V233H203V232H206V233H207L208 230H210L211 233H212L211 236H213V234H214V235L216 234L215 236H213V239H215V243H216V240H217L219 237L221 238V235H222V234H223V235H226V234L223 232V230H222L221 232L218 231V230H221L218 226H216V227L218 228V229H216V227L214 226L215 224H212V225H211L212 222L214 223V221L218 219V215L220 214V212H218V211H219V207H222V209H223V203H221V202H223V201L220 202V200H218V201H219V205H217V204H218V203L216 204V201H217ZM111 201H110V202H111ZM125 201H126V202H125ZM144 201H145L146 204H144ZM153 201H152V202H153ZM156 201H155L154 203H152L153 205H151V206L148 205V206H150V207H149V210H151V212H153V211H152L153 209H154V210H157V211H158V209H160V208H157V209H156V207H157L156 204H155ZM2 202H3V203H2ZM5 202H6V203H5ZM99 202H100V203H99ZM106 202H107V204H106ZM108 203H109L110 205H108ZM127 203H129V204H127ZM139 203H138V205H139ZM150 203H151V201H150ZM220 203H221V204H220ZM79 204H80V203H79ZM111 204H112V205H111ZM125 204L128 205V206L126 207V208H128L127 210H126V208H125ZM130 204H131V205H134V206H130ZM148 204H149V203H148ZM154 204H155V205H154ZM203 204H204L205 206H204ZM226 204H228V203L226 202ZM3 205H2V206H3ZM7 205H5V207H6ZM82 205H81V206H82ZM120 205H121V207H119ZM123 205H124V206H123ZM138 205L135 206L136 209H138V208H137ZM158 205H159V204H158ZM162 205H163V206H162ZM165 205H167V204H165ZM202 205H203V206H202ZM220 205H221V206H220ZM238 205L242 207V208H239V207L237 206V209L239 208L238 213H239L240 211H242V213H243L244 215H243L242 213H241V214L239 213L240 215L237 214V216H240V218H241V216H245L244 219H245L246 217H249L248 219H245V222H243V221H244L243 218L241 219V222H242V223H247V224H244V227H245L246 225H248V224L251 223V224H250L251 226L248 225V226L250 227V229H249V228H246L247 226H246L245 229H244V231L247 229V232H245V233H246L245 236H246V237H247V236H249V237L255 236V234H253V233H254L253 231H255V233H257V234H259L258 231H260L261 233H263L262 231H264V225H263V223H264V215H263V214H264V211H263V210H264V209H263V210H260V212H257V214H256V211H257V210L259 211V207H261V206L255 208L254 206H252V207H247V206H245V205H243V204H241V203H239ZM100 206H101V205H100ZM129 206H130V207H129ZM155 206H156V207H155ZM184 206H183V207H184ZM200 206H201V208H200ZM207 206H208V207H207ZM226 206H227V205H226ZM226 206H224V207H226ZM75 207H76V206H75ZM142 207H143V206H141V208H142ZM151 207H152L153 209H151ZM168 207H169V206H167V208H168ZM205 207H206V209H205ZM209 207H214L213 209H215V212H214L213 209H212V213H211V210H210L211 208H209ZM215 207H217L218 209L215 208ZM263 207H264V206H262L261 208H263ZM2 208H3V207H2ZM76 208H77V207H76ZM76 208H75V209H76ZM79 208H80V209H79ZM110 208H111V207H110ZM147 208H148V207H147ZM147 208H146V209H147ZM169 208H170V207H169ZM261 208H260V209H261ZM4 209H5V208H4ZM77 209H78V212H77V213H79L80 210L82 211V207H80V205L78 206ZM92 209H95V210H93L94 212L92 211ZM117 209H119V210H117ZM120 209H124V210H125V211L123 210L124 213H123ZM139 209H140V207H139ZM139 209H138V211L134 209V211H136L137 213L139 212V214H140L141 212L139 211ZM164 209H166V208L164 207ZM170 209L173 210V208H170ZM200 209H202V210L199 211ZM216 209H217V211H216ZM242 209H243V210H242ZM256 209H257V210H256ZM100 210H102V213H103V214H104V212H105V213H109V214H111V215H108V214H107L108 216L106 217V214L103 215V214L101 213ZM131 210H132V209H131ZM131 210H130V211H131ZM140 210H142V209H140ZM143 210H145V209H143ZM143 210H142L143 213H141V214H144V213H145L146 216H150V217H151V215H152L151 212L149 213V212H145V211H143ZM166 210H167V209H166ZM168 210H169V209H168ZM176 210H177V209H176ZM180 210H182V209H180ZM184 210H182V211H184ZM208 210H209V211H208ZM220 210H221V209H220ZM2 211H3V210H2ZM2 211H0V212L3 213ZM76 211H77V210H74V211H72V212L75 213ZM103 211H104V212H103ZM115 211H116V212H115ZM117 211H119V212H117ZM134 211H133V212H134ZM157 211H156V212H157ZM163 211H164V212H162L161 210H160V212L158 211V215H159V214L161 215V212H162V214L166 213L165 210H163ZM170 211H171V210H170ZM174 211H175V210H174ZM182 211H179V212L177 211V212L179 213V216H178V213H177L176 211L174 212L175 214L173 213V211L170 212V213H173L174 216L177 215L176 217H173V214H172V216H171V214H170L169 212H167V213H168V218H169V214H170V217H173L174 220H175V218L180 217V218H179V221H181V215H180V212H181V214H182ZM198 211H199V213H198ZM205 211H206V216H205V213H204ZM92 212H93V213H92ZM99 212H100L103 216H105V217H103V218H106V219H105L106 221H107V219L109 220L108 222H104L105 225H104L103 223L101 224V221L103 222V221H105V220H103L102 215H100ZM120 212H122V216H121V213H120ZM131 212H132V211H131ZM131 212H129V215H131V214H130ZM195 212H194V213H195ZM213 212H214V213H213ZM216 212H218L219 214H217ZM73 213L68 214L69 216L67 215V218H66L65 220L70 219L69 217H72L73 215H74V216L70 219V221L73 222V223H74L75 221L77 222V220H75L76 218H77V219H78V217H79V218H80V217L82 218V216H80L79 214H77V213L73 214ZM91 213L94 214V216H95V214H96V215H97V216H95L96 218H95ZM134 213H135V212H134ZM137 213H135V214H137ZM148 213H149L150 215H149ZM201 213H202V215H200ZM203 213H204V214H203ZM209 213H210V214H209ZM253 213L256 214V217H255V216H254L255 218L253 217L254 219L251 217V216L253 215ZM261 213H263V214H261ZM135 214H134V215H135ZM147 214H148V215H147ZM184 214H182V218L185 219V217L183 216ZM207 214H208V215H207ZM213 214H214V216H213ZM215 214L217 215V218H216V215H215ZM71 215H72V216H71ZM76 215H77V217H76ZM154 215H157V214L153 213V215H152L153 220H154V218H155V219L157 218V216L155 217ZM198 215H200V216H198ZM92 216H93L96 220L99 219V216H101V219L98 220V221H99L98 224L96 223V225H95V223H94L95 219H94V221H90L91 219H93ZM113 216H114V215H113ZM120 216H121V217H120ZM126 216H128V215L126 214ZM153 216H154V217H153ZM161 216L163 217V215H161ZM201 216H203L204 218L201 217ZM208 216H209V217H208ZM257 216H258V219H257ZM115 217H116V216H115ZM118 217H119V218H118ZM124 217H125V215H124ZM124 217H122L121 220H127V219H128L127 221L129 222V221H131V220H129V217H133V213H132V216H128V217H126L127 219H126V218L124 219ZM150 217H149V218H150ZM162 217L158 216V219L160 220ZM164 217H166V214H164ZM164 217L162 218V219H163L162 223L164 222V224H165L166 220L164 221V219H165ZM197 217H199V218L196 220ZM213 217H215L216 219L214 218V219H215V220H214ZM259 217H260V218H259ZM74 218H75V219H74ZM152 218H150V221H151ZM200 218H201V219H200ZM206 218H207V219H206ZM237 218H239V217H237ZM250 218L253 219V221H252V219H251L252 222H251V221L248 222V220H250ZM115 219H116V218H115ZM146 219H148V217H147ZM184 219H182V220H183V223H182V224H184V228H186V227H185V224L187 223V225H188V222L184 223V221H186V219H185V220H184ZM193 219H195V220L193 221ZM202 219H204V220H202ZM211 219L213 220L212 222H211ZM73 220H75V221H73ZM82 220H81V219H78V221H79L80 223L77 222V223H76L77 226H78V224H79V227H80V226H81L80 224H82V223H83V225H85V227H86V225H87V227L90 225L89 223H88V224H85V223H84L85 221L82 222ZM153 220L151 221V223L154 222V221H156L157 219L154 220V221H153ZM167 220H168L167 222L170 221L169 219H167ZM176 220L178 221V218H177ZM198 220H199V221H198ZM236 220H237V219H236ZM239 220H240V219H238L237 221H239ZM242 220H243V221H242ZM255 220H256V222H255ZM113 221H115V220H113ZM132 221H133V219H132ZM135 221H136V220H135ZM135 221H133V222H135ZM148 221H149V219H148ZM150 221H149L148 223H150ZM172 221H173V220H172V218H171V223H172ZM196 221H198V222L195 223ZM237 221H235V222H237ZM246 221H247V222H246ZM258 221H259V222H258ZM136 222H137V221H136ZM138 222H139V221H138ZM181 222H182V221H181ZM235 222H234V223H235ZM241 222H238V223H240V225L238 224L239 226H237V228H239V227L242 228V227H243V225L241 224ZM262 222H263V223H262ZM93 223H94V224H93ZM108 223H109V225H108L109 227L107 226ZM113 223H114V222H113ZM139 223H140V222H139ZM143 223H145V222H143ZM234 223H233V225H234ZM256 223L258 224L259 227H260V226L262 227V225H263V228H262L263 230H262L261 228H259V227H256V226H257ZM259 223H260V224H259ZM76 224H74L73 227L75 226L74 228L77 229L78 227H76ZM92 224L95 225V226H93ZM99 224H100V225H99ZM111 224H112V223H111ZM134 224H136V223H134ZM140 224H141V223H140ZM167 224H168V223H167ZM167 224H165V225H167ZM169 224H170V223H169ZM195 224H197V225H195ZM208 224H209V223H208ZM254 224H255L256 226H254ZM83 225H82V227H83ZM137 225H138V224H137ZM187 225H186V226H187ZM236 225H237V224H235V226H236ZM103 226H107V227H106L107 229H105V227H103ZM138 226H139V225H138ZM182 226H183V225H181V227H182ZM195 226H196V227H195ZM97 227H95V228H97ZM181 227H179L180 229H178V230L181 231V233H180V232H175V231H177L176 228H175V229H172V232H175V233H174V236H173V234H171L174 238H171V239H170V238L168 237L169 240H168V238H166V239H167V243L165 242V243H164L165 245L170 244V243L172 242V241H171L172 239H175V238L178 239V237L182 234V228H183V227H182V228H181ZM244 227H243V228H244ZM255 227H256V228H255ZM74 228H73V230H72L73 233H75V232L78 231V229H77V231L74 232V230H76V229H74ZM206 228H207V229H206ZM221 228H222V227H221ZM243 228H242V229H243ZM258 228H259V229H258ZM80 229H83V228H80ZM84 229H85V228H84ZM84 229L81 230V231L83 232ZM88 229H89V228H87V230H88ZM102 229H103V230H102ZM203 229H206L207 231H204ZM222 229H223V228H222ZM248 229H249V232H248ZM253 229H255V230H253ZM260 229H261V230H260ZM92 230H93V229H90V231H92ZM97 230L94 229V230L92 231V233H93L94 231L97 232ZM173 230H175V231H173ZM186 230L189 231V233H191L189 229L186 228ZM212 230H213L214 232H213ZM85 231H86V229H85ZM90 231H89L88 233H86V232H84V233H86L87 235H88V234L90 235V233H91ZM99 231H98V233H99ZM157 231H159V229H158ZM210 231H209L208 233H210ZM216 231H217V232H216ZM196 232H193L194 238L196 237V240L194 241L193 244L195 245L196 241L198 240V244H197L198 247H197L196 250H195V249H194V250L197 251V250L199 249V250L197 251L198 256H199V254H200V252H199V251H200V247H202V245H201V246L199 245V243L201 242V240L199 241V239H197V238H200V239H201V238L207 239V238H205V237H206V233H203V234H202L201 232H200V233L198 232V233L200 234V235H199V234L196 233ZM98 233H95V232H94L95 235L98 234ZM158 233L160 234V231H159ZM158 233H157V235H156V231H155V233H154V235H152V237H153V236H155V237L158 236V235H159ZM178 233H179V234H178ZM185 233H188V232H185ZM219 233H220V234H219ZM94 234H91V235H94ZM191 234H192V233H191ZM191 234H188V235L191 236ZM195 234H197V235H199V236H201V237H198L197 235L195 236ZM218 234H219V235H218ZM248 234H250V235L253 234V235L250 236V235H248ZM66 235H69V237H67ZM171 235H170V236H171ZM193 235H192V237H193ZM223 235H222V238L224 237ZM183 236H185V237H183ZM186 236H187L186 234H185V235L182 234V235L180 236V237H182V238L179 237L180 240L178 239L180 242L177 240V242H179V243H178V244L176 243V246H173V247H174V248H175V247L178 248V247L181 245L180 243H183V241H187V242L184 243V244H185L186 246H188V244H189V246H190V244H192V243H190V242H191L190 240L193 241L194 239L190 237L191 239L189 238V240H188V237H189V236L187 237V239H185ZM202 236H203V237H202ZM256 236H258V235H256ZM65 237H66V239H67V238H68V239H69V238L71 239L70 234H65L64 238H65ZM216 237H218V238L216 239ZM246 237H245V238H246ZM183 238H184L185 240H184ZM224 238L226 239V236H225ZM66 239H65V241H66ZM182 239H183V240H182ZM204 239H203V240H204ZM225 239H224V240H223V239H222V240L220 239V240L217 241V244H215V245L218 246V248H220L219 251H221V249H222V251H223V245H221V244H224V242H222V243L220 242V243H221L220 245L218 244V242H219V241H225ZM6 240H10V238H9V239H6ZM6 240L4 241L5 244L7 243ZM203 240H202V243H201V244H204L203 242H204L205 240H204V241H203ZM11 241H12V240L8 241V243H10ZM67 241H68V240H67ZM168 241H169L170 243H168ZM174 241H175V240H173V242H174ZM181 241H182V242H181ZM188 241H190V242H188ZM208 241H210V240L207 239V240L205 241V242H206L207 249L210 248V247H211V244H212V243H210V242H208ZM4 242H3V243H4ZM207 242L210 243V244H207ZM11 243H12V242H11ZM11 243H10V244H6V245L3 244V246H2V249H3V250H2V253L4 254L3 256H5L4 259H8V257L10 256V259H8V260L5 261V263H7V264H8L9 262H10L11 264H13L11 261H12L14 258L17 259V258L19 257V258L21 259L22 256L24 255V254H22L21 252H23V250H24L25 247H23V248H22V247H21V248H17V247H16V249L18 250V251H16V249H15L14 246L11 247V245H12ZM187 243H188V244H187ZM164 244H163V246H164ZM174 244H175V243H174ZM184 244H183V245H184ZM213 244H214V243H213ZM213 244H212L213 248H214V247L216 248V246L213 245ZM4 245L6 246V250L3 248ZM7 245H9L12 249H11L9 246H7ZM172 245H173V243L171 244V246H170V245H169V246L172 247ZM177 245H178V246H177ZM185 245H184V246H185ZM208 245H209V247H208ZM169 246H168V247H169ZM184 246H182L181 248H183V251L186 250V252H188V251H187V250H189L188 247H185V248H184ZM199 246H200V247H199ZM204 246H205V244L203 245V248H204ZM206 246H205V247H206ZM173 247H172V248H173ZM192 247H193L192 245L189 247L190 250H191ZM221 247H222V248H221ZM13 248L15 249V252H17V254L14 253V251H13L14 249H13ZM172 248H171V251H172V250L174 251L175 249H174V248L172 249ZM179 248H180V247H179ZM179 248H178V249H179ZM181 248H180V250H181ZM194 248H196V246H195ZM19 249H20L21 251H19ZM164 249H165V247H164ZM166 249H167V247H166ZM166 249H165V250H166ZM192 249H193V248H192ZM207 249L204 248L202 251H203V253L205 254V257H206V258L208 257V259L204 258V255L202 254V251H201V255H202V256L200 255L201 257H203L202 259H200L201 257H198L197 254H196V255L193 254V251H194V250H191V252H192V255H194L195 257L197 256V257L199 258L198 261L201 260V262H202V261L204 262L205 259H206V260H209V259L212 260L210 253L208 252L209 254H207V251H209V249H208V250H207ZM7 250H8V251L11 250L13 253L10 251L9 254H8V253H6V252H8ZM169 250H170V248H169ZM180 250H179V251H180ZM3 251H6V252H3ZM163 251H164V250H163ZM167 251H168V249H167ZM167 251H165V252H166V253H165V256H164L165 258L163 257V259H166V255L169 256V259H170V258L173 256V253L175 254V251L179 252L178 250H175L174 252L172 251L173 253L170 252V253H172V255H171V254L168 253ZM183 251L181 250V252H182L183 254L186 253V252H183ZM195 251H194V253H196ZM222 251H221V253H222ZM18 252H19L22 256H21L20 254H18ZM177 252H176V254L178 255ZM191 252L189 251V252L186 253L185 255L189 258V256L191 257V255H190ZM205 252H206V253H205ZM10 253L12 254V256H11ZM23 253H24V252H23ZM182 253H181V254H182ZM189 253H190V254H189ZM169 254H170L171 256H170ZM176 254H175V255H176ZM179 254H180V252H179ZM181 254H180V257L177 256V257H179L180 260H182V259L184 258V257H182L183 254H182V255H181ZM188 254H189V255H188ZM6 255H7V257H6ZM13 255H16V256H13ZM17 255H19V256H17ZM206 255H208V256H206ZM209 255H210V257H209ZM223 255H224V254H223ZM186 256H185V257H186ZM225 256H226V257H225ZM225 256H224V257L222 256V257L220 258V259H221L220 261H222V258H223V260H224V263H223V264H225V262H226V264H227V262H228V261H227L228 259H227V260L224 259V258H227V254H225ZM173 257L175 258L176 256H173ZM181 257H182V259H181ZM197 257H196V260H197ZM228 257H229V256H228ZM19 258H18L17 260L14 259L15 261H13V262H14V263L17 262V261L19 260ZM174 258H173V259H174ZM191 258H192V257H191ZM191 258H190V259H191ZM22 259H23V258H22ZM163 259H162V258H161V260L158 259V260L160 261V262H158V263H160V264H171V263L174 264L173 262H170V261L167 260L168 257H167V259H166L167 261L165 260V261L163 262ZM184 259H185V258H184ZM186 259H187V258H186ZM186 259L184 260V261H185V264H188V263H187V262H188V259H187V261H186ZM193 259H194V257H193ZM193 259H192V260H193ZM9 260H10V261H9ZM158 260H156V262H157ZM174 260H175V259H174ZM180 260H177V261L180 262ZM194 260H195V259H194ZM194 260H193V261H194ZM7 261H8V262H7ZM19 261H20V260H19ZM19 261H18V262H19ZM172 261H173V260H172ZM175 261H176V260H175ZM182 261H183V260H182ZM182 261H181L180 264H182ZM184 261H183V263H184ZM189 261H190V260H189ZM198 261H197V262L194 261V262H196V263L198 264V263L200 262V261H199V262H198ZM209 261H210V260H209ZM209 261H207L208 264H211L212 262L215 263V264H216V262H217V264H218V262H220V261H216V262H215L214 260L211 261V262H209ZM229 261H230V260H229ZM18 262L15 263V264H18ZM156 262H154L153 264H158V263H156ZM161 262H163V263H161ZM178 262H176V263H178ZM191 262H192V261H191ZM191 262H190V263H191ZM194 262H192V264H193ZM203 262H202V263H203ZM176 263H175V264H176ZM196 263H194V264H196ZM213 263H212V264H213ZM221 263H222V262H221ZM221 263H220V264H221ZM228 263H229V262H228ZM199 264H200V263H199ZM203 264H204V263H203Z\"/></svg>",
    "mask_w": 264,
    "mask_h": 264
}]
</instances>
